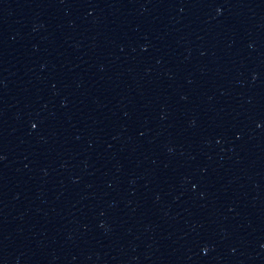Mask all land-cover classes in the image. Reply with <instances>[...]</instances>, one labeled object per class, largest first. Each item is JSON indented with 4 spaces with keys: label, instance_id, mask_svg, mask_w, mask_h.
I'll return each mask as SVG.
<instances>
[{
    "label": "water",
    "instance_id": "95a60500",
    "mask_svg": "<svg viewBox=\"0 0 264 264\" xmlns=\"http://www.w3.org/2000/svg\"><path fill=\"white\" fill-rule=\"evenodd\" d=\"M0 264H264V0H0Z\"/></svg>",
    "mask_w": 264,
    "mask_h": 264
}]
</instances>
